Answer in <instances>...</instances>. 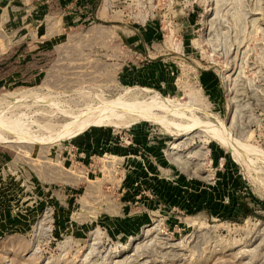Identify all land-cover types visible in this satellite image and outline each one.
<instances>
[{
	"label": "rangeland",
	"instance_id": "rangeland-1",
	"mask_svg": "<svg viewBox=\"0 0 264 264\" xmlns=\"http://www.w3.org/2000/svg\"><path fill=\"white\" fill-rule=\"evenodd\" d=\"M0 264H264V0H0Z\"/></svg>",
	"mask_w": 264,
	"mask_h": 264
},
{
	"label": "trees",
	"instance_id": "trees-1",
	"mask_svg": "<svg viewBox=\"0 0 264 264\" xmlns=\"http://www.w3.org/2000/svg\"><path fill=\"white\" fill-rule=\"evenodd\" d=\"M95 9H96V6L93 5L92 10H95ZM236 213L238 215H240L242 218H246V217L252 215L253 211H252L249 203L246 200H244L240 197H237L236 204L234 207V214H236ZM231 218L234 219L235 217H231Z\"/></svg>",
	"mask_w": 264,
	"mask_h": 264
}]
</instances>
